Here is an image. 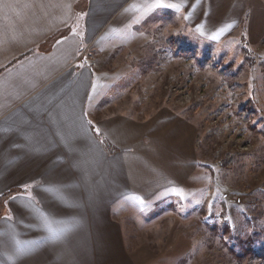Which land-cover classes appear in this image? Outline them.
Masks as SVG:
<instances>
[{
    "label": "crops",
    "instance_id": "crops-1",
    "mask_svg": "<svg viewBox=\"0 0 264 264\" xmlns=\"http://www.w3.org/2000/svg\"><path fill=\"white\" fill-rule=\"evenodd\" d=\"M158 13L193 45L264 42V0H0V264H144L124 218L189 186L195 131L101 111L91 58Z\"/></svg>",
    "mask_w": 264,
    "mask_h": 264
},
{
    "label": "rangeland",
    "instance_id": "rangeland-1",
    "mask_svg": "<svg viewBox=\"0 0 264 264\" xmlns=\"http://www.w3.org/2000/svg\"><path fill=\"white\" fill-rule=\"evenodd\" d=\"M160 14L91 58L101 111L108 100L105 112L140 118L165 107L195 131L189 186L124 218L128 241L144 264H264V42L242 25L193 45Z\"/></svg>",
    "mask_w": 264,
    "mask_h": 264
},
{
    "label": "snow or ice",
    "instance_id": "snow-or-ice-1",
    "mask_svg": "<svg viewBox=\"0 0 264 264\" xmlns=\"http://www.w3.org/2000/svg\"><path fill=\"white\" fill-rule=\"evenodd\" d=\"M162 6H168V7H173L175 8L177 11L180 10V6L179 5H162L159 2H157L156 4L153 5V7H162ZM185 19H187V17H185Z\"/></svg>",
    "mask_w": 264,
    "mask_h": 264
},
{
    "label": "trees",
    "instance_id": "trees-1",
    "mask_svg": "<svg viewBox=\"0 0 264 264\" xmlns=\"http://www.w3.org/2000/svg\"><path fill=\"white\" fill-rule=\"evenodd\" d=\"M187 53H189L190 54V51H187ZM188 54V55H189ZM181 55V53H179V54H175V57H178V56H180ZM3 198H5V196H3V197H0V201H2L3 200Z\"/></svg>",
    "mask_w": 264,
    "mask_h": 264
}]
</instances>
